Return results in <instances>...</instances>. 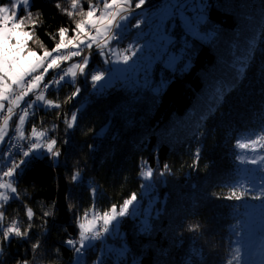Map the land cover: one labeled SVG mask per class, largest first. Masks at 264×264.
Here are the masks:
<instances>
[{
  "label": "trees",
  "instance_id": "trees-1",
  "mask_svg": "<svg viewBox=\"0 0 264 264\" xmlns=\"http://www.w3.org/2000/svg\"><path fill=\"white\" fill-rule=\"evenodd\" d=\"M90 2L96 0H79L76 10L71 8L70 0H31L29 9L21 7L20 17H25L29 10L33 14L24 21L25 30L32 35L28 50L38 55L51 52L59 42L61 27L69 29L70 38L75 22L82 18L80 13L87 11ZM56 3L63 8L57 9ZM206 3L207 23L200 26V31H216V37L187 35L175 19L178 23L174 31L178 34L173 37L171 48L179 54L187 40L191 45L190 66L185 68L181 61L173 72L162 62H154L152 82L167 81L159 95L145 89L130 92L117 85L102 95L95 92L85 98L88 78L79 77L82 92L68 102L75 88L73 83L50 85L47 100L60 107L33 109L34 119L26 121V133L35 126L43 129L48 138L58 134L61 154L58 162L46 155L29 158L30 163L13 182L17 188L15 197L0 208L5 211L3 224L16 219L22 229L27 227V208L33 210L34 217L31 239L12 240L4 249L3 264L32 260L30 245L37 238L42 248L35 264H72L73 250L64 241L78 237L76 217L81 221L86 216L103 215L113 205L119 208L131 194L139 193L140 170L145 162L161 181V186L156 183L154 188L167 208L152 221L155 231L150 237L139 234L135 218L121 219L120 236H109V241L121 240L124 232L120 243L128 248L125 261L136 258L139 264H229L242 255L240 264H264V227L255 234L248 218L251 206L261 208L262 202L253 200L251 194L239 201L227 199L233 188L243 191L250 187V181L255 185L264 182V170L247 162L253 155L250 149L238 147V142L257 137L264 143V0ZM1 5H8V0H0ZM68 11H74V15L69 17ZM249 41L253 58L243 82L209 113L217 81L223 84L233 79L229 67L233 46L237 55H244ZM55 71L47 74V82ZM76 103L82 107L75 128L68 130L66 121ZM58 119L60 125L56 129ZM65 139L67 143H63ZM89 145L94 147L90 149ZM197 150L199 164L193 167ZM165 164L169 168L162 180L159 173L164 171ZM76 171L80 179L72 182ZM53 206L54 216L43 217ZM44 219L48 221V230L41 235ZM193 225L198 228L190 232ZM161 249L166 252L163 257L159 255ZM100 250L97 244L90 248L86 264H93L102 256ZM112 256L115 257L103 254L104 264L121 258L113 253Z\"/></svg>",
  "mask_w": 264,
  "mask_h": 264
},
{
  "label": "snow or ice",
  "instance_id": "snow-or-ice-1",
  "mask_svg": "<svg viewBox=\"0 0 264 264\" xmlns=\"http://www.w3.org/2000/svg\"><path fill=\"white\" fill-rule=\"evenodd\" d=\"M30 2L31 0H8L10 7L0 6V111L5 108V102L7 101V115L3 117V126H0V145L5 143L6 137L8 140L7 149L0 147V161H4L3 166H0V173H2L3 178L8 180L7 183L0 182V189L10 190L13 194L17 192L13 182L18 180L25 165L30 163L29 158L46 155L51 161L58 162V157L61 154L59 147L61 142L58 138H47L44 132H35V126H33L35 139L28 142V150H19L20 146L14 143L16 137L8 136L5 131L6 127H10L9 121L15 114V109H21L23 104L22 111L15 124V131L19 134L21 141L28 140V137L21 130V125L25 124L29 110L37 107L46 109L50 107L59 108L60 105H54L52 100L45 99V91L49 89L50 85L64 81L65 77L69 75L74 85L78 75L87 80L91 52L94 48L97 54L105 58V62L109 65L104 71H96L95 74H91L90 81L94 93L99 92L102 95L110 87L114 88L119 85L122 89H127L130 92L133 89L136 91L145 89L150 90L153 95H159L166 88L167 81L161 80L158 83H154L150 80L151 65L158 57L167 55L168 59L165 66L173 72L177 70L176 66L181 61H184L183 66L185 68L190 66L189 49L191 45L187 40H185L179 54L167 52L168 46L174 43L168 32L175 30V19H180L187 35L196 38L204 36L215 38L217 35L216 31L206 33H201L200 31V26L207 23L206 9L209 5L206 0H192L191 7L197 13L194 18L185 14L186 9L189 7L188 0H164L162 6L153 13L150 21V30L147 33L145 42L142 45L130 44L125 49L126 54L123 55L122 61L115 62L123 66L116 67L113 66L114 62L109 59L113 50V42L126 38L129 28L141 29L140 18H135L134 23H131V21L136 17V10L142 9L147 4V0H97V3H89L86 12L80 13L82 18L75 22L72 29L74 34L70 38L67 35L69 29L61 27L58 32L59 42L55 44L51 53L44 51L42 55H38L36 51L28 50L27 43L32 39V35L24 27V21L32 18L33 14L29 10L25 17L19 16L20 8L29 9ZM70 3L73 10H76L79 6V0H70ZM98 3H102V8H98ZM55 7L62 9L63 5L56 3ZM67 15L72 17L74 11H68ZM145 19L148 18L145 17ZM168 21H172V23L166 30L165 25ZM35 26L36 22L33 20V27ZM138 36L144 37L145 33L141 31ZM85 48L89 50L88 54H82ZM133 49L135 50L133 51ZM61 50H66L67 55L59 54ZM53 53L57 54L53 55ZM231 55L233 60L229 62V67L233 70V79L231 82L223 84L217 81L214 89V100L208 108L209 113L218 104H222L224 98L243 82L246 70L253 58L251 41H249V48L245 50L244 55H237L234 46ZM186 56H189L188 60H185ZM71 57H80V62L73 64L72 67L64 72L60 62ZM53 69H60L63 72L62 75H59V80L44 82L46 74ZM73 69H78V72ZM108 73H116L110 83H106L109 78ZM81 92L82 88L75 86L68 97V102L75 100ZM29 96L32 97L31 100L26 99ZM41 102L43 103L41 104ZM79 111L80 109L71 113V119L66 121V129L75 128ZM201 118L204 119L205 117L202 116ZM65 135L67 137V132ZM41 137H44L43 143L39 142ZM260 139V137H257L246 142H238V147L244 150L250 149L253 155L247 162L257 166L258 170H264V155L261 154L264 153V143H260ZM67 142V139L63 141V143ZM93 147L94 145H89L90 149ZM194 155L193 167H196L199 164V150ZM16 156H21L22 158L17 161L15 159ZM241 159L243 160V158ZM163 167L164 171L159 173L161 177L165 175L169 168L167 164ZM141 178L140 192L131 194L129 198L124 199L118 211L116 206L113 205L110 212L105 211L100 217L93 216L87 223H79V217H76L79 228L78 239L69 238L64 241L73 250L74 264H86V250L94 247V241L102 240L107 234L120 236L117 227L121 222V218L135 217L138 221L139 234L146 237L152 235L155 231L152 221L158 219L159 215L163 214L162 209L166 210L167 206L166 203H161V199L155 191L154 184L157 181L155 180L153 168L148 166L147 171L141 173ZM79 179V171L74 172L71 176V181L77 182ZM249 183V188H243L242 185L239 186L243 188V191L233 188L231 196L227 197V199L234 198L239 201L242 197H247L251 194L253 200L262 202L260 206L264 209V182L259 185H255L252 181ZM145 196L147 197V204L151 205L150 210H146L145 204L141 203ZM9 199V195H6L4 191H0V200L8 201ZM138 204L140 207H137ZM69 211H73L71 205H69ZM26 216L28 226L22 229L16 219H12L8 225L3 224V220L6 218L5 211L0 210V264H3L5 247L10 245L12 240L27 242L31 239L32 220L34 217V212L31 208L26 209ZM50 216H54V206L52 211L43 213L45 218ZM98 220L102 221L99 226L97 224ZM47 224V219H44L41 235L47 233ZM197 228L198 225H193L188 230L191 232L197 230ZM121 239H124V237H121ZM174 243H179V241H174ZM30 247L33 259L17 260L16 264H35L37 257L40 256L41 240L37 238L35 242L31 243ZM103 251L109 255L115 252L118 257L122 258L126 256L128 248L126 244H122L119 249L108 247ZM235 251L239 252L240 249ZM56 252L58 253L59 250L57 249ZM159 255L163 257L166 252L161 249ZM242 260L243 256L240 255L236 257L235 261H229V264H240ZM93 264H104L103 255L97 257ZM131 264H139V260L133 258ZM187 264H190V262H187Z\"/></svg>",
  "mask_w": 264,
  "mask_h": 264
},
{
  "label": "rangeland",
  "instance_id": "rangeland-1",
  "mask_svg": "<svg viewBox=\"0 0 264 264\" xmlns=\"http://www.w3.org/2000/svg\"><path fill=\"white\" fill-rule=\"evenodd\" d=\"M152 1H154V3L155 2L157 3L156 8H154V9H151V8L147 7V5H149ZM163 2H164V0H159V1H157V0H147V4L145 6H143L142 9L136 10V17H134L132 19L131 23L135 22V18H140L141 19V29L129 28L128 33L126 35V38L123 39L124 41L120 40L118 42H113V50H112L111 55L109 57V59H111L114 62L113 66H116V67H122L123 66L122 64H116L115 62L116 61H122L123 55L126 54L125 53V49H127L130 44L142 45L145 42V39L147 38V33L150 30V21L152 20L153 13H155L159 9V7L162 6ZM95 3H97V0H96ZM188 3H189V7H188V9H186L185 14L187 16H190V17L194 18L197 15V13L191 7L192 0H188ZM1 6H9L10 7V5H1ZM98 8H102V3H98ZM145 17H147L148 19H145ZM177 19L180 21L179 18H177ZM171 23H172V21H168L166 23V25H165V29L166 30L169 28ZM177 23L178 22L175 21V26H176ZM141 31H143L145 33L144 37L138 36V33L141 32ZM168 34L173 39V37L176 36L178 34V32L177 31H169ZM200 38H203V37H200ZM171 45L172 44H170L168 46V48H167V52L168 53H173ZM86 49L87 48H85L84 50H86ZM134 50L135 49H133V51ZM178 50H179V48H178ZM95 51L96 50L93 49L92 52H91V60H90V65H89L90 69H89V76H88L89 87H88V90H87L86 94H84L85 98H87L90 94L94 93L93 89H92V84H91V81H90L91 74H95L96 71H104L106 68L109 67V65L105 62V58L99 56L97 54V51L96 52ZM88 52L89 51H86L85 53L83 52L82 54H88ZM56 54L57 53H53V55H56ZM59 54L67 55V51L66 50H61V53H59ZM75 59H77V60H75ZM167 59H168L167 55H163V56L158 57L155 62H162L164 65H166ZM70 61H72V62H70ZM79 62H80V57H71L68 60L61 61L60 63H61V66L63 68V71L66 72L67 69L72 67L73 64H77ZM91 62H93V63H91ZM153 66L154 65L152 64L151 68H153ZM54 70H57L55 72H58V73H55V72L53 73L54 75L51 77V79H52L51 81H54V80L58 81L59 80V75H62L63 72H61L60 69H53V70H49V73L51 71H54ZM73 70L78 72V69H73ZM151 70L152 69H150V72H151ZM107 75L109 76V78H108V81H106V83H110L111 80L113 79V77L116 75V73H112V74L108 73ZM79 77H81V76H79V75L77 76L76 81H75V85L73 84L74 87L79 85ZM46 78H47V74L45 76L44 82H47ZM65 81L73 83V80H72L70 75L66 76L65 80L64 81H60V82H65ZM48 91H49V89L45 91V99L46 100H47V97H48ZM26 99L27 100H31L32 97L29 96ZM42 103L43 102H41V104ZM76 105L77 106H75L76 108L74 107L75 108L74 111H77L78 109L81 110L82 106L79 103H76ZM22 108H23V104L21 105V109H15L14 110L15 114L12 116V119L9 121L10 127H6L5 128V131L7 132L8 136L13 134V130H14L13 127L15 126L16 122L18 121V117H19V114L22 111ZM37 108H44V107H37ZM79 113H80V111H79ZM5 115H7V101L5 102V108L2 111H0V120L3 119V117ZM29 118L34 119L33 109L29 110V115H28V117H26V121ZM70 119H71V114L69 115V120ZM25 124H26V122H25ZM25 124L21 125V130L28 137V140L21 141L19 139V136H18L19 146H20L19 150H21V151H27L28 150V142L30 140H34L35 139V137L33 135V128H31L29 130V132L26 133V125ZM59 125H60V123H59V119H58L57 122L55 123L56 129H58ZM0 126H3V121L2 122L0 121ZM35 132H37V133L44 132L45 133V131L43 129H41V128L40 129L39 128L38 129L35 128ZM46 136H47V134H46ZM54 137L58 138V140H59L58 134L54 135ZM39 142L43 143L44 142V137H41ZM0 147H3L5 149H7V147H8L7 137H6L5 143L3 145H0ZM21 158H22L21 156H16L15 157V159H17V160H20ZM3 164H4V161H0V166H3ZM142 167L143 168L140 170V178H141V173L144 172V171H147V166L144 163H142ZM4 170H6V168H4ZM160 178H162V180H163L164 177H160ZM155 180L157 181V184H159L161 186V181H158V179L156 177H155ZM0 182H4V183L8 182L7 178H3L2 177V173H0ZM0 191H4L6 195H9L10 199L8 201L12 200L15 197V193L14 194L11 193L10 190L0 189ZM8 201L0 200V208L3 207V204L8 202ZM141 203L145 204L146 210H150L151 209V205L147 204V197L146 196L144 197V200ZM161 203L162 204L165 203V200H161ZM137 207H140V205L138 204ZM116 209H117V211L119 210V208H116ZM251 210L252 211H250V213L248 214V218L251 220V224H252V228L251 229L252 230L249 227L248 228L252 232H254L255 234H256V231H257V234H258L264 227V225L262 224V220L264 219V211L261 208H259L257 205L251 206ZM90 215L93 216L94 215V211L91 210L90 211ZM94 216L100 217V216H102V214H99V216H98V214H95ZM133 218H135V217H133ZM91 219H92L91 217L86 216L85 219H82L81 221H79V223H87V221L91 220ZM179 222L182 223V220L179 221ZM183 222H184V220H183ZM97 224L99 226L100 224H102V221L98 220ZM136 224H137L136 228H138V221L137 220H136ZM77 225H78V222H77ZM119 227H120V224L117 227V231H119ZM257 229H259V230H257ZM78 231H79V228H78ZM121 234L124 237V232H122ZM109 236L110 237L113 236V238H115L117 235H115V234H107L106 236H104V238L102 240L93 242L94 245H96V244L100 245V249H101L100 251H101V253L103 252L104 256L109 255L108 253L103 251L104 249H106L108 247H110L112 249H119L121 247V243L120 242H123L122 239L121 240L119 239V240H116V241L114 240L115 242L114 241L113 242L109 241V240H111L109 238ZM75 238L78 239V237H75ZM257 241L259 242V240H257ZM259 244H260V242H259ZM88 254H89V249L86 250V257L88 256ZM113 254L116 255L115 252ZM110 257H115V256H112V254H111ZM123 258L124 259H121V258L120 259H116L117 260L116 262H110V264H131V261H129V260L125 261V257H123ZM74 259L75 258H74V253H73L72 264H74ZM105 262L107 263L108 260H105ZM108 264H109V262H108Z\"/></svg>",
  "mask_w": 264,
  "mask_h": 264
},
{
  "label": "built area",
  "instance_id": "built-area-1",
  "mask_svg": "<svg viewBox=\"0 0 264 264\" xmlns=\"http://www.w3.org/2000/svg\"><path fill=\"white\" fill-rule=\"evenodd\" d=\"M0 121L2 122L3 119H1ZM13 129H14V130H13V134L10 135V136L16 137L14 143L17 144V145H19V139H18L19 134L15 131V126L13 127Z\"/></svg>",
  "mask_w": 264,
  "mask_h": 264
},
{
  "label": "bare ground",
  "instance_id": "bare-ground-1",
  "mask_svg": "<svg viewBox=\"0 0 264 264\" xmlns=\"http://www.w3.org/2000/svg\"><path fill=\"white\" fill-rule=\"evenodd\" d=\"M156 6H157V4L155 5V4H154V1H152L149 5H147V7L151 8V9L156 8ZM122 41H124V40H122ZM83 52H85V50H83ZM95 52H96V51H95ZM212 260L214 261L215 259L212 258Z\"/></svg>",
  "mask_w": 264,
  "mask_h": 264
}]
</instances>
